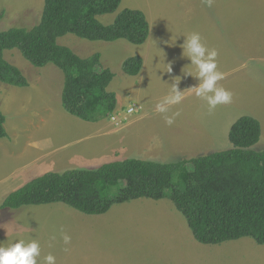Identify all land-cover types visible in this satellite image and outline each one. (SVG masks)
<instances>
[{"label": "rangeland", "instance_id": "1", "mask_svg": "<svg viewBox=\"0 0 264 264\" xmlns=\"http://www.w3.org/2000/svg\"><path fill=\"white\" fill-rule=\"evenodd\" d=\"M124 10L144 13L149 36L159 26L154 40L148 37V44L140 46L126 40L90 42L73 35L58 40L83 59L100 54L102 69L115 75L108 92L116 95L117 108L125 113L127 121L122 123L112 122L114 113L96 123L70 115L62 106L61 70L51 64L37 68L17 49L5 52L29 87L0 83V111L8 133L0 139V206L11 193L50 172L94 170L130 158L176 163L231 149V126L243 116L261 124V140L254 149L264 150V0H212L211 7L206 0H123L116 13L98 20L111 25ZM43 11L44 0H0V32L33 28ZM185 16L189 22L184 35L171 53H160L159 40L171 42L181 34ZM174 21L179 22L176 27ZM193 32L218 51V70L226 75L217 86L233 93L231 104L210 110L207 100L189 90L200 80L195 68L188 67L192 62L183 56L181 45ZM149 47L154 59L149 55L147 64L151 67L153 59L156 65V71L151 68L154 96L146 83ZM136 57L142 59V69L128 76L123 64ZM166 64H171L170 74L165 73ZM187 71L192 76L185 75ZM174 78H180L178 90L184 99L160 113L156 105L164 102ZM129 106L135 109L131 114ZM177 111L180 115L168 125L165 117ZM61 230L71 237L69 245ZM18 238L38 239L41 258L51 253L56 264H264V246L250 238L218 246L199 244L168 199L116 205L102 216H88L62 203L0 210V243Z\"/></svg>", "mask_w": 264, "mask_h": 264}, {"label": "trees", "instance_id": "2", "mask_svg": "<svg viewBox=\"0 0 264 264\" xmlns=\"http://www.w3.org/2000/svg\"><path fill=\"white\" fill-rule=\"evenodd\" d=\"M122 1L44 0L38 25L0 32V83L29 87L22 71L5 58L6 51L17 49L35 67L51 64L63 72L62 106L70 115L96 123L115 113L117 98L108 92L115 75L102 69L100 54L83 59L58 40L73 35L90 42L143 45L150 31L143 12L124 10L111 25L98 20L116 13ZM142 63L140 57L128 59L123 71L137 76ZM5 124L0 111V139L8 138ZM261 136L259 121L243 116L231 126V149L176 163L130 158L94 170L50 172L7 196L0 210L62 203L88 216H102L116 205L168 199L199 244L250 238L264 246V150L254 149Z\"/></svg>", "mask_w": 264, "mask_h": 264}, {"label": "clouds", "instance_id": "3", "mask_svg": "<svg viewBox=\"0 0 264 264\" xmlns=\"http://www.w3.org/2000/svg\"><path fill=\"white\" fill-rule=\"evenodd\" d=\"M211 7L212 0H206ZM169 43V42H168ZM183 48V56L191 60L188 67L195 68V76L200 80L198 87L189 89L194 92L196 97L207 100L209 109H215L217 105H228L233 102V93L223 87H219L218 81L225 78V73L218 70L217 57L218 51L215 48L209 49L202 42V37L198 32H193L186 36V42L181 45ZM171 73V64H166V72ZM191 75V71L184 73ZM180 78H174L170 86V92L163 103L156 105V110L160 113H167L169 108L167 105L180 104L184 99V92L178 90ZM135 109L129 106L128 112L131 114ZM119 112V111H116ZM115 112V113H116ZM114 113V114H115ZM180 115L177 111L171 117H165L166 123L171 125L175 118ZM115 120L116 117L112 116ZM62 239L65 245L71 243V237L61 230ZM55 239V237H53ZM41 245L38 239L18 238L15 242L5 244L0 243V264H56V258L51 253L41 258ZM69 251L68 248L64 249Z\"/></svg>", "mask_w": 264, "mask_h": 264}, {"label": "crops", "instance_id": "4", "mask_svg": "<svg viewBox=\"0 0 264 264\" xmlns=\"http://www.w3.org/2000/svg\"><path fill=\"white\" fill-rule=\"evenodd\" d=\"M184 8H186L187 10H190L191 11V9H188L186 6H183L182 7V9H184ZM181 10H179V11H177V13L176 14H174L173 16H171V19L172 18H177L179 15H178V13L180 12ZM182 15V14H181ZM176 21H174L173 23H174V25H175V27L179 24V22H177V23H175ZM188 20L186 19V16L185 17H183L181 20H180V26L182 27V32H181V34H179L178 32L175 34V37H174V40L173 41H171V42H165V41H163L162 39L161 40H159V42L160 43H163V44H160L161 45V48H160V53H171V51L173 50V47H175V45H176V43H177V41H179L180 39H181V35H184V32H186L185 30H186V27H187V24H188ZM177 24V25H176ZM158 29H159V26H158ZM157 29V31H155L154 29H153V33L154 34H150L151 36H149L150 37V39H152V40H154V35L156 34V32H158L159 30ZM149 39V38H148ZM149 39V40H150ZM147 43V42H146ZM148 44V43H147ZM165 44H166V46H165ZM147 46H150V45H147ZM151 48L149 47L148 48V52L147 53H145V65H146V74H147V82L146 83H148V88H150L151 90H150V94L152 95V96H154V88L151 86V76H152V69H154L155 71H156V65H155V63H154V61H153V59H154V57H152V53H151V50H150ZM151 56V58H153L152 59V63H151V67L147 64V57L148 56ZM152 68V69H151ZM145 83V84H146ZM152 91V92H151ZM116 111H119L118 110V108H117V110ZM134 121V120H133ZM133 121H131V122H133ZM130 122V123H131ZM158 125H160V123H157ZM41 128V127H40ZM148 128V127H147ZM161 129V128H160ZM156 131V130H155ZM156 137H158V136H156ZM33 145V149H36V145L35 144H32Z\"/></svg>", "mask_w": 264, "mask_h": 264}, {"label": "built area", "instance_id": "5", "mask_svg": "<svg viewBox=\"0 0 264 264\" xmlns=\"http://www.w3.org/2000/svg\"><path fill=\"white\" fill-rule=\"evenodd\" d=\"M124 114H125V113H124L123 111L116 112V113L113 115V116L116 117V119H115V120L112 119V122H118V121H119L120 123H122V122H124V121H127V118L123 116Z\"/></svg>", "mask_w": 264, "mask_h": 264}]
</instances>
